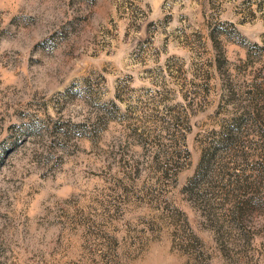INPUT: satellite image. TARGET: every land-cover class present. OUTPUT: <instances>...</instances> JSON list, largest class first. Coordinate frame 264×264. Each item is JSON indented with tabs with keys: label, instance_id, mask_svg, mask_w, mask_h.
<instances>
[{
	"label": "rangeland",
	"instance_id": "rangeland-1",
	"mask_svg": "<svg viewBox=\"0 0 264 264\" xmlns=\"http://www.w3.org/2000/svg\"><path fill=\"white\" fill-rule=\"evenodd\" d=\"M0 264H264V0H0Z\"/></svg>",
	"mask_w": 264,
	"mask_h": 264
}]
</instances>
